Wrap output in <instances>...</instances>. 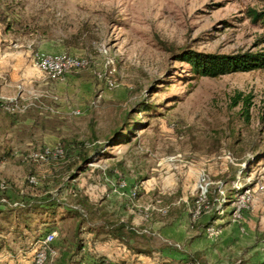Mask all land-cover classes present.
Instances as JSON below:
<instances>
[{
	"label": "rangeland",
	"instance_id": "1",
	"mask_svg": "<svg viewBox=\"0 0 264 264\" xmlns=\"http://www.w3.org/2000/svg\"><path fill=\"white\" fill-rule=\"evenodd\" d=\"M263 8L264 0H0L1 31L28 47L32 66L38 52L88 62L59 77L37 69L17 106L0 108V203L11 204L0 211V264L239 259L241 246L233 258L219 255L220 234L264 225V68L196 76L179 56L264 53V27L249 15ZM73 140L90 160L78 148L41 152ZM120 179L143 185H130L127 200ZM42 199H54L53 212L11 209ZM184 204L190 226L211 223V245L149 232L151 219L165 222ZM134 215L146 225L131 228ZM118 224L128 241L109 233ZM174 246L185 256L173 257Z\"/></svg>",
	"mask_w": 264,
	"mask_h": 264
},
{
	"label": "crops",
	"instance_id": "2",
	"mask_svg": "<svg viewBox=\"0 0 264 264\" xmlns=\"http://www.w3.org/2000/svg\"><path fill=\"white\" fill-rule=\"evenodd\" d=\"M33 64L35 67L29 62L28 47L24 44L14 43L13 40L9 38V35L5 31H1L0 28L1 101L5 103H12L15 101V106H17V100L19 101L23 99V95H25L24 90H27L30 85L39 80L40 73L37 70L38 68L36 67L34 60ZM37 154L38 153H35L34 156ZM133 183L138 184L139 187L140 185H143L138 182L136 183L134 181H130L128 186ZM134 186L136 187V185ZM122 190L124 198L128 200L126 197L128 188H124ZM135 205L139 206V203L136 201ZM186 205L187 204H184L181 207L182 211L180 215H173L172 217L166 219L165 222L159 221L157 218L153 221L151 219V222L147 224L148 229L150 230L149 232L151 234H159L166 242H171L172 244H182L181 242H183L186 238L197 236L196 239H204L209 245H211L214 241L212 238H208L207 236L206 227L208 224H200V228L190 226V221L184 212V208L187 207ZM168 207L170 208V205H168ZM134 211L135 210H131L130 212L133 213ZM132 217L133 220L130 222L131 228L140 227L139 225H146L139 219L138 216L134 215ZM226 227L227 225L221 229L220 237L222 238L219 242L220 256L233 258V255H237V251H241L240 248L242 247L243 251H241V254L239 253L238 255L240 258L236 261L230 260L229 264H242L241 262L246 260V264H259L261 261H264V225L261 230L256 229L257 226L255 223H253V225L246 223L242 226V229H239L236 226H231L228 230H226ZM228 248L231 249V251H224ZM167 249H170L172 254H174L173 257L180 258L185 256L184 254L177 256L176 254H179V251H176L177 249H175V247H169ZM199 249L203 250V252H201L202 254H205V251L210 248L206 244ZM232 249L237 250L233 251ZM138 257L141 259L143 256L138 255ZM204 257H206V255ZM206 262V260H203L202 264H206ZM225 262L227 263V260Z\"/></svg>",
	"mask_w": 264,
	"mask_h": 264
},
{
	"label": "trees",
	"instance_id": "3",
	"mask_svg": "<svg viewBox=\"0 0 264 264\" xmlns=\"http://www.w3.org/2000/svg\"><path fill=\"white\" fill-rule=\"evenodd\" d=\"M249 15L252 21L258 22L260 25L264 27V8L262 11L251 9L249 10ZM179 57L189 64L191 71L196 76L215 77V76L226 74V73L233 72V71H249V70H253L256 68H264V53L262 52L242 53V54H217V53H202V52H197L194 50H186V51H182ZM3 105L9 111H12L13 109L12 107H14L13 105H10V103H5V102L3 103V101L0 100V108H3ZM147 109L148 108H144L143 111H146ZM10 113L13 114L14 112H10ZM119 130L120 128L115 130L116 131L115 134H117ZM75 148H78L77 156L80 159L86 161L92 158L91 155H88L85 152L86 150H82V148H84L83 145L80 144L79 142H76L75 140L72 141L71 145L68 144V147L62 145L61 147L62 152H63L62 155H65V156L69 155L70 153L74 152ZM98 151L96 153H98ZM75 177H76L75 175H72L71 178L73 179ZM3 186H4L3 188L4 190L6 187L4 183H3ZM236 192H238V190H236L235 193ZM4 203L5 205L7 203L9 207L11 206L8 200L6 202L0 203V211H2L1 210L3 208L2 205H4ZM55 207H56V203L54 199H42V200L31 201V202L30 201L17 202V204L11 207V209L18 208L24 212L29 213V212L34 211L35 209L40 208V209H46V210L49 209L50 211L53 212ZM224 213H227V212H224ZM27 221L28 220H26V222ZM115 226L117 227L112 226V228H109L111 230L109 231V233H111L113 237L128 241L123 236L122 230H124L125 228L123 224L122 225L118 224ZM128 228L129 230L133 231V229H131L130 227ZM174 247L177 248V246H174ZM138 252L145 254L143 253L144 252L143 250H138ZM177 262L178 261L173 260L172 264H178Z\"/></svg>",
	"mask_w": 264,
	"mask_h": 264
},
{
	"label": "bare ground",
	"instance_id": "4",
	"mask_svg": "<svg viewBox=\"0 0 264 264\" xmlns=\"http://www.w3.org/2000/svg\"><path fill=\"white\" fill-rule=\"evenodd\" d=\"M46 61H53V56H49V55L46 56ZM87 63L88 62L86 60L79 59V58H76V57L66 56V57L55 58L54 63H53V68H41V67L37 66V61H35L36 67L41 72L45 73L48 76H58V77L63 75L66 72H69V71L71 72L72 70L79 69L80 67L88 66ZM58 71H60V75H58ZM10 105L15 106V101L10 103ZM62 154H63L62 149L59 146L57 147V150L53 151L52 153L44 152V155L46 157L60 156ZM31 180H33V179H31ZM0 187L4 188L2 182H0ZM54 235H55L54 232H50L49 234L44 236L42 243L43 244H47V242L51 243V241L54 238Z\"/></svg>",
	"mask_w": 264,
	"mask_h": 264
},
{
	"label": "built area",
	"instance_id": "5",
	"mask_svg": "<svg viewBox=\"0 0 264 264\" xmlns=\"http://www.w3.org/2000/svg\"><path fill=\"white\" fill-rule=\"evenodd\" d=\"M31 58H32V60L37 61V66H39L41 68H53L54 60H55V58H59V56H53V61H46V56H41L40 52H38V53H35V56H31ZM58 75H60V71H58ZM74 111H79V110H74ZM55 150H57V147L54 148V149L44 148L41 152H50V153H52ZM41 152H39V159H40V153ZM31 182H35V181L31 180ZM118 186H119L120 189L130 188V186H128L127 182L124 179H120V182H119ZM0 190H3V187H0ZM3 201H5V199H3ZM238 213H240V212H238ZM38 262H39V260H37V263Z\"/></svg>",
	"mask_w": 264,
	"mask_h": 264
}]
</instances>
